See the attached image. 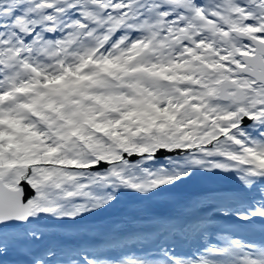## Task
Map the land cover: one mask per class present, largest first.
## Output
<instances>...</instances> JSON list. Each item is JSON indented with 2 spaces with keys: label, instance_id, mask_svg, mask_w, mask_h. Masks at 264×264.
<instances>
[{
  "label": "snow or ice",
  "instance_id": "1",
  "mask_svg": "<svg viewBox=\"0 0 264 264\" xmlns=\"http://www.w3.org/2000/svg\"><path fill=\"white\" fill-rule=\"evenodd\" d=\"M0 264H264V0H0Z\"/></svg>",
  "mask_w": 264,
  "mask_h": 264
},
{
  "label": "rangeland",
  "instance_id": "2",
  "mask_svg": "<svg viewBox=\"0 0 264 264\" xmlns=\"http://www.w3.org/2000/svg\"><path fill=\"white\" fill-rule=\"evenodd\" d=\"M232 186V181L225 175L198 176L182 185L178 191L188 194L210 189L226 190ZM187 190V191H185ZM164 198L157 197L148 201L137 200L132 196L123 195L112 208L93 217L92 221L101 231L123 229L129 234L137 231H150L155 218L163 217L171 212V208L162 203ZM134 240L135 237H132Z\"/></svg>",
  "mask_w": 264,
  "mask_h": 264
}]
</instances>
